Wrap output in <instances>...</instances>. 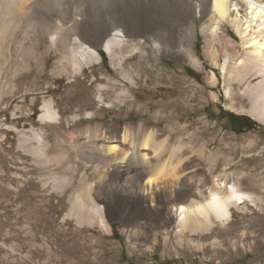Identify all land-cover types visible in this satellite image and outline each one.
Masks as SVG:
<instances>
[{"label": "bare ground", "instance_id": "1", "mask_svg": "<svg viewBox=\"0 0 264 264\" xmlns=\"http://www.w3.org/2000/svg\"><path fill=\"white\" fill-rule=\"evenodd\" d=\"M130 19L149 23L154 29L135 30ZM199 25L205 39L206 57L222 71L230 108L264 124V0H0L1 94L15 84L21 67L26 66L25 70L31 71V60L44 75L51 53L57 56L52 69L55 76L59 79L66 76L71 81L83 77L85 69L104 60L99 49L76 32H104L99 48L108 54L122 80L103 77L105 83L96 87L97 107L133 103L135 99L128 84L137 88L140 74L136 72L146 62L148 48L157 53L165 48L198 69L204 68L195 53ZM228 27L233 28L241 40L238 55L224 47L228 44L224 42ZM136 32H178L179 37L173 48L166 42L165 34L162 46L160 37L144 38L146 36ZM148 40L153 41V45ZM223 44L221 51L218 46ZM217 79L213 71L211 81L215 83ZM54 102L51 97H43L40 126L18 129L1 124V127L17 132L19 146L32 156L38 169L52 172L55 165L63 167L65 172L61 176L50 174L56 180L58 193L72 186L74 174L79 171L82 181L70 197L66 218L73 219L80 227L98 224L104 231L112 232L106 216L108 211L97 201L94 192L106 195L110 205L118 194L133 204L150 201L153 205L167 189L171 197L181 190L188 191L187 201H172L167 212L161 215L164 223L160 240L164 246L170 239L172 223L178 228L180 246L188 243L202 248L201 241L187 237L203 236L218 227H227L233 221V209L240 212L250 207L263 209L262 198L257 193L244 190L240 181L230 182L225 173L214 177V185L208 187L206 193L193 185V177L184 178V164L189 158L184 147L188 143L170 145L169 137L161 139L158 129L147 128L143 120L125 126L120 136L110 135L105 123L96 120L95 111L80 110L65 120ZM178 104L175 101L172 107ZM59 132H63L64 138L59 137ZM49 136L54 142L49 141ZM208 156L215 161L218 154ZM132 173L141 178L136 187L120 180V175L128 177ZM214 196L218 197L215 204ZM234 196L240 198L232 199ZM133 233L139 236L141 230L136 227ZM160 240L154 239V246Z\"/></svg>", "mask_w": 264, "mask_h": 264}, {"label": "rangeland", "instance_id": "2", "mask_svg": "<svg viewBox=\"0 0 264 264\" xmlns=\"http://www.w3.org/2000/svg\"><path fill=\"white\" fill-rule=\"evenodd\" d=\"M134 21L129 22L135 30L154 29L149 23ZM198 27L195 53L204 68L198 69L165 48L159 53L148 48L146 62L136 72L140 74L137 88L128 84L135 101L127 102L126 106L107 108L96 104V87L105 83L103 77H118L108 54L99 48L104 32H76L99 49L104 60L85 69L83 77L78 76L74 81L66 76L59 79L52 73L57 56L51 53L44 75L31 60V73L25 70L26 66L21 67L15 84L5 88L4 95L0 90V264H264V124L230 108L222 71L207 59L205 39L201 26ZM225 31L224 42L228 46L219 45L218 49L223 51L224 46L238 55L239 36L231 27ZM136 33L144 38L158 36L162 46L165 34L166 42L173 48L179 37L178 32ZM148 41L153 45V41ZM213 71L218 76L215 83L211 81ZM47 96L55 100L65 120L80 110H93L97 113L96 120L105 123L110 135L120 136L125 126L143 120L147 128L158 129L161 139L169 137L170 145L188 143L184 147L185 155L189 156L184 164V178L193 177V185L206 193L214 185V177L225 173L230 182L240 181L244 190L257 193L262 198L263 209L250 207L243 213L233 209V221L227 227H218L203 236L187 237L201 241L202 248L188 243L180 246L178 228L172 223L170 239L164 246L160 240L164 223L161 215L172 201H187L188 191L181 190L177 197H171L167 189L153 205L150 201L133 204L118 194L116 203L112 204L115 208L106 195L94 192L97 201L108 211L112 232L104 231L98 224L80 227L73 219L66 218L70 197L82 181L79 171L74 174L72 186L65 188L63 194L58 193L56 180L51 176H61L65 172L63 167L55 165L52 172L38 169L32 156L19 146L17 132L1 127V124L18 129L40 126L42 99ZM175 101L179 103L176 108L172 107ZM239 105L240 102L236 107ZM62 133L59 132V137L64 138ZM209 153L218 154L215 161L209 159ZM133 174L120 175V180L136 187L141 178ZM136 227L141 230L139 236L133 233ZM154 239L160 240L156 246Z\"/></svg>", "mask_w": 264, "mask_h": 264}, {"label": "snow or ice", "instance_id": "3", "mask_svg": "<svg viewBox=\"0 0 264 264\" xmlns=\"http://www.w3.org/2000/svg\"><path fill=\"white\" fill-rule=\"evenodd\" d=\"M239 198L240 197H236V196L232 197V199H239ZM217 201H218V197L214 196L212 202L215 204Z\"/></svg>", "mask_w": 264, "mask_h": 264}]
</instances>
